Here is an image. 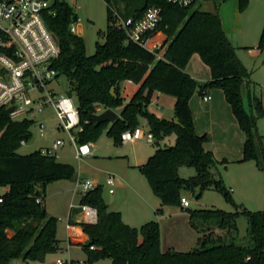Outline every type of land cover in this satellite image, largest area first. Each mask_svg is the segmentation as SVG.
Instances as JSON below:
<instances>
[{
    "label": "trees",
    "instance_id": "16d2710c",
    "mask_svg": "<svg viewBox=\"0 0 264 264\" xmlns=\"http://www.w3.org/2000/svg\"><path fill=\"white\" fill-rule=\"evenodd\" d=\"M2 0H0L1 2ZM225 1V0H224ZM249 0H239L242 11ZM108 28L100 32L96 52L89 56L84 40L71 32L77 23L75 10L65 0H55L44 14L47 28L56 36L60 56L54 63L59 77L69 83L67 95L76 96L81 131L79 145L95 143L101 129L111 125L108 135L116 144H122V134L147 122L154 138L156 151L148 162L138 169L146 177L154 195L164 207L186 210L192 225L215 223L226 231L230 240L214 239L211 232L200 231L199 247L190 252L161 249V226L151 221L141 228L124 223L120 212L111 211L104 199L103 186L82 195L80 204L98 211L97 224H81L90 238L83 248L92 262L111 259L113 264H264V212H245L248 219V240L237 241L236 220L240 213L220 210H191L181 205L183 193L208 190L222 193L236 206L231 191L214 170L229 162L218 161L206 151L208 136L197 134L190 101L195 94L221 90L241 130L245 134L242 162L258 161L255 142L256 120L245 107L242 87L249 73L237 56L236 48L225 33L219 9L206 12L195 6L181 8L165 0H106ZM151 7L162 13L161 29L167 36L163 48L150 52L128 40L125 30L113 25L112 9L124 19L140 18ZM258 49L264 52V29ZM198 54L210 68L211 80L201 84L186 73L192 57ZM148 76L146 77V75ZM142 87L128 103L120 97L121 84L140 83ZM175 98V120L168 121L150 113L148 106L154 93ZM256 107L262 110L260 99ZM106 110L121 111L113 124L96 125V105ZM31 123L13 121L7 112L0 111V188H8L0 203V264L15 260L25 263H44L51 254L61 251L57 237L58 219L46 209V189L50 183L75 181L76 169L61 163L55 156H46L42 150L31 155L18 153L23 141L31 138ZM176 136L173 146H164L166 138ZM195 168L196 175L184 179L181 168ZM38 186H40L38 188ZM201 194L199 196H201ZM237 207V206H236ZM12 231L13 236L8 232ZM235 234V235H234ZM142 238V242L140 239ZM94 247V249H92Z\"/></svg>",
    "mask_w": 264,
    "mask_h": 264
},
{
    "label": "rangeland",
    "instance_id": "374dc122",
    "mask_svg": "<svg viewBox=\"0 0 264 264\" xmlns=\"http://www.w3.org/2000/svg\"><path fill=\"white\" fill-rule=\"evenodd\" d=\"M75 10L78 21L77 35L81 37L86 45L89 56L96 52L97 43L103 42L100 39V32H106L108 28V4L106 0H66ZM211 1L202 0L204 9L210 10ZM221 10L228 29V38L236 48V53L242 64L249 73V80L244 84V96L246 110L253 115L256 120L255 142L258 153V161L228 163L219 165L216 169L217 178L222 179L225 187L231 191L233 200L236 204L228 202L225 196L217 191L208 190L201 194L200 190L195 192L186 191L183 193L189 202L191 210H220L226 213H240L236 220L238 231L237 241L245 244L248 240V219L243 214L245 212H264V52L257 51L261 35L264 29V0H249L241 11L239 0H215ZM201 8L200 6H197ZM211 7V8H210ZM215 11V9L213 8ZM212 10V11H213ZM155 40L165 45L167 36L159 29L155 35ZM148 74L146 75V77ZM146 77L140 83H122L120 97L124 104H128L142 87ZM52 87L59 95L67 94L69 83L65 77L59 78ZM74 102L78 105V99L73 96ZM255 99H260L262 110L256 107ZM150 113H157L158 107L154 104L148 106ZM156 115V114H155ZM157 116V115H156ZM37 122H46L48 130L44 136H40L36 127L31 126V138L26 145H22L18 153L20 155H31L40 150L51 148L58 139H65L66 145L59 150L57 160L61 163L75 167L81 176L79 179H89L99 181L104 189V199L112 209H118V201L123 192L122 189H115L116 195L108 193L106 178L114 175L120 182L127 175H131L132 186L145 188L153 195L146 177L139 169L133 168L137 165L146 163L148 157L155 153L156 147L153 143L146 140L140 141L137 145L116 144L115 140L108 135L111 125L101 129L99 138L92 143V149L96 150L95 155L84 159H77L74 145L68 141L67 135L57 130V119L51 109L46 110L40 115ZM145 133L149 129L144 127ZM175 138V136H173ZM165 145H174L175 142L169 139ZM223 160H220L222 162ZM196 175L195 168L183 167L180 176L189 179ZM77 181H58L50 183L46 189L47 210L50 215L59 220L57 237L64 243V251L51 254L46 258L44 264H58L60 259L67 264H113L111 259H104L99 262H92L88 253L82 246L70 245L67 229L68 218L71 205L80 204V195L75 192ZM40 186H38L39 188ZM6 188H0V195L6 193ZM201 194V196H199ZM129 205L125 208L127 213ZM170 210L178 213L177 217L161 226V249L163 252L179 251L190 252L198 248L199 234L191 224L189 213L177 207H170ZM168 215L165 210L164 217ZM201 229V228H199ZM202 231L211 232L214 239L223 238L230 240L233 236H228L226 231L220 230L215 224H205ZM13 236V232H8ZM235 235V234H234ZM12 264H43L25 263L22 260H15Z\"/></svg>",
    "mask_w": 264,
    "mask_h": 264
},
{
    "label": "built area",
    "instance_id": "2783aa9c",
    "mask_svg": "<svg viewBox=\"0 0 264 264\" xmlns=\"http://www.w3.org/2000/svg\"><path fill=\"white\" fill-rule=\"evenodd\" d=\"M55 0H2L0 2V111L5 110L13 121H25L37 128L40 136L48 130L46 122H37L40 115L51 109L57 119V130L63 131L75 148L79 160L93 156L92 144L79 145L77 133L81 129L79 110L73 97L59 95L52 84L59 80V72L54 68L60 56V46L56 36L47 28L44 14ZM66 1V0H65ZM181 8L197 5L202 0H165ZM67 2V1H66ZM113 25L126 31L128 40L150 52L164 47L155 40L162 23V13L157 7L149 8L140 18L124 19L116 9H112ZM78 25L72 24L71 32L77 35ZM203 100L209 102L206 95ZM13 110L11 113L9 110ZM101 105H96V115L104 113ZM140 140L153 143L151 133L142 128L128 130L122 134L123 144H135ZM23 141L22 145H26ZM66 145L65 139L56 140L51 148L42 150L46 156H57ZM110 194H115L116 178L108 175L105 182ZM98 185L90 180H77L76 192L85 195ZM0 195V203H3ZM181 205L188 209L190 202L182 197ZM78 209L85 224L98 223V211L89 205H71ZM94 249V247H92ZM58 264L67 262L58 260ZM72 264V263H71Z\"/></svg>",
    "mask_w": 264,
    "mask_h": 264
},
{
    "label": "crops",
    "instance_id": "0c3cea01",
    "mask_svg": "<svg viewBox=\"0 0 264 264\" xmlns=\"http://www.w3.org/2000/svg\"><path fill=\"white\" fill-rule=\"evenodd\" d=\"M210 4H211L210 6H212V8L210 7L211 8L210 10L204 9V5L202 1L198 3L197 6L202 7L203 11L214 12L213 8L214 9L215 7L218 8V4L215 0L214 3L211 1ZM219 14L222 20L223 29L225 33L228 34L229 31L226 28L225 19L220 9H219ZM256 49L257 51H260L258 49V46ZM186 73H188L192 78H194L197 82L201 84H204L211 80L210 68L203 63L202 59L198 54L192 57L190 63L186 68ZM125 83L133 84V82L131 81H126ZM206 95L211 97V100L209 102H205L203 100L204 96ZM242 96L245 104L244 85L242 87ZM175 103H176L175 98L161 94L159 92L154 93L152 98V104L158 107V110L156 111L157 113L155 114L159 118L168 121L175 120V113H174ZM190 108L192 110L194 126L197 134L200 136L206 135L209 138V141L205 144L206 151L212 152L218 161L226 160L230 163L242 162L244 156V145H245L246 137L243 131L241 130L240 125L237 119L235 118L232 112V108L228 104L224 93L221 90H209L204 95H200L197 93L192 97L190 101ZM114 111L121 116L122 109L114 110ZM145 126L149 129L146 120L142 119L140 128L144 130ZM148 133H150V130L148 131ZM169 139L176 142V136L175 138L171 136L166 138L163 143L167 144L166 142ZM140 141H144V140H140ZM140 141L132 145H137ZM165 146H173V145H165ZM95 152L96 150H94V155ZM58 154L56 157H58ZM150 157H148L146 163L148 162ZM142 165H137L134 166L133 168L138 169V167ZM214 173L217 174V171L214 170ZM80 177L81 176L79 175V173H77V179L75 181L79 180ZM115 178H116V189H122L123 192H121V195L119 197L118 209L116 210L112 209L111 206H109V208L111 211L120 212L122 214V218L125 224L131 227L141 228L143 225L151 221H158L160 225H162L167 222L168 220L167 218H169L170 221H173V218L177 217L178 213L174 212V210H170L171 209L170 207H164L162 215H158L157 210L161 208V201L156 196H152L148 192V190H146L144 187L141 188V190H139L138 187L132 186V183L130 181L131 175L130 176L127 175L120 182L118 181L116 176ZM84 180H89V179H84ZM93 182L96 183L98 186L101 185L99 181L95 180ZM6 190L8 191V188H6ZM75 192H76V188H75ZM76 193L80 195V197H82L80 192H76ZM116 193L117 192H115V194H110V193L109 194L116 195ZM45 204L47 209V200L45 201ZM128 205H129L128 207L129 209L126 213L125 208H127ZM165 210H167L168 213L166 217H164ZM83 223L84 222L80 210L70 209V214L67 223V229L69 235L68 241L70 245H77V246L79 245L84 247L86 244H88L90 238L87 234L84 233V230L81 226V224ZM204 225L205 224L203 225L199 224L198 229H196V227L192 225L193 228L198 231L199 238L201 237L200 231H202V226ZM59 240L61 242L60 243L61 251L59 252H63L65 250L64 243L66 242L61 239ZM140 242H142V238L140 239ZM198 244H199V239H198Z\"/></svg>",
    "mask_w": 264,
    "mask_h": 264
},
{
    "label": "water",
    "instance_id": "95a60500",
    "mask_svg": "<svg viewBox=\"0 0 264 264\" xmlns=\"http://www.w3.org/2000/svg\"><path fill=\"white\" fill-rule=\"evenodd\" d=\"M12 111V109L9 110L10 113ZM119 119L120 115L117 114L114 110H106L104 113L96 116V125L99 126L105 123L113 124Z\"/></svg>",
    "mask_w": 264,
    "mask_h": 264
}]
</instances>
